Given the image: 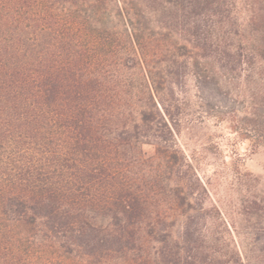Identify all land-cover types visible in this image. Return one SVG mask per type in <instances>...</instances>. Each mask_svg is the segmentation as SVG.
Returning <instances> with one entry per match:
<instances>
[{
	"label": "trees",
	"instance_id": "16d2710c",
	"mask_svg": "<svg viewBox=\"0 0 264 264\" xmlns=\"http://www.w3.org/2000/svg\"><path fill=\"white\" fill-rule=\"evenodd\" d=\"M225 5L147 0L136 15L116 0H0V264H180L162 234L180 217L135 184L133 161H143V177L144 147L163 146L148 134L162 117L160 90L182 82L166 70L186 73L180 52L230 55ZM258 6L264 54V0ZM165 11L173 23L155 29L175 40L150 45L166 56L156 62L143 29L133 26L135 40L127 23ZM171 180L180 208L187 197ZM149 237L163 248L143 254Z\"/></svg>",
	"mask_w": 264,
	"mask_h": 264
},
{
	"label": "rangeland",
	"instance_id": "374dc122",
	"mask_svg": "<svg viewBox=\"0 0 264 264\" xmlns=\"http://www.w3.org/2000/svg\"><path fill=\"white\" fill-rule=\"evenodd\" d=\"M116 1L136 15L147 2ZM258 1L227 0L222 20L232 24L234 48L226 60L215 54L201 58L191 46L180 52L181 72L186 73L178 77L175 69L166 70L182 82L160 90L162 117L154 118L148 134L163 140V146L144 147L145 176L143 161H133L135 184L147 183L149 200L159 203L163 213L180 217L173 231L162 233L170 242L167 251L179 254L180 264H264V54L256 50ZM172 17L165 11L158 18L134 16L127 23L135 40L133 26L143 29L139 41L148 44L156 62L166 56L150 45L175 38L166 31L157 34L155 27L169 28ZM138 86L134 77L133 88ZM170 175L171 186H180L187 197L180 208L173 204ZM146 243L143 254L163 248L150 237Z\"/></svg>",
	"mask_w": 264,
	"mask_h": 264
}]
</instances>
